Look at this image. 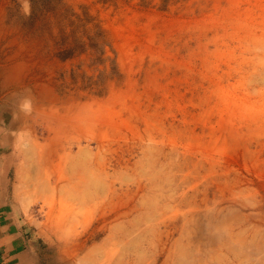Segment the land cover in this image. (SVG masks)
Here are the masks:
<instances>
[{"label":"rangeland","instance_id":"rangeland-1","mask_svg":"<svg viewBox=\"0 0 264 264\" xmlns=\"http://www.w3.org/2000/svg\"><path fill=\"white\" fill-rule=\"evenodd\" d=\"M262 3L0 0V184L40 264H264Z\"/></svg>","mask_w":264,"mask_h":264},{"label":"crops","instance_id":"crops-1","mask_svg":"<svg viewBox=\"0 0 264 264\" xmlns=\"http://www.w3.org/2000/svg\"><path fill=\"white\" fill-rule=\"evenodd\" d=\"M0 184V264H40L34 249L35 231L7 200Z\"/></svg>","mask_w":264,"mask_h":264},{"label":"bare ground","instance_id":"bare-ground-1","mask_svg":"<svg viewBox=\"0 0 264 264\" xmlns=\"http://www.w3.org/2000/svg\"><path fill=\"white\" fill-rule=\"evenodd\" d=\"M263 4V3H262ZM235 6V5H234ZM262 6V5H261ZM259 7V6H258ZM261 8V7H260ZM264 12V4H263V6H262V13ZM253 14V13H252ZM248 15V14H247ZM254 15V14H253ZM257 15V14H256ZM238 16V15H237ZM236 16V17H237ZM246 16V15H245ZM255 16V15H254ZM263 17V16H262ZM236 21V20H235ZM241 21H243V20H241ZM245 21V20H244ZM249 21V20H248ZM258 21V20H257ZM233 22H234V20H233ZM237 23H238V21H236ZM250 22V21H249ZM210 23V22H209ZM235 23V22H234ZM246 23H248V22H246ZM252 23V22H251ZM257 24H258V22H256ZM260 23V22H259ZM250 24V23H249ZM254 24V23H253ZM261 25V24H260ZM228 27V26H227ZM238 27H239V25H238ZM237 28V27H236ZM245 32V31H244ZM243 32V33H244ZM261 34H263V31L261 32ZM249 35V34H248ZM263 36H264V34H263ZM239 39V38H238ZM237 39V40H238ZM253 41L251 42V43H246L245 42V48L244 47H242V48H244V50H247V51H249V52H251V53H253V55H261V58H262V60L260 61V64H261V66L260 67H264V38H251ZM240 42V41H239ZM242 56H243V53H242ZM244 57V56H243ZM241 58V57H240ZM242 59V58H241ZM243 60V59H242ZM251 61L253 60V59H250ZM258 60V59H257ZM245 61V60H244ZM241 62V61H240ZM247 62V61H246ZM254 62V61H253ZM259 62V61H258ZM257 68V67H256ZM253 71H256L255 69L253 70ZM264 71V70H263ZM249 73V72H248ZM252 73V72H251ZM254 75H255V72H254ZM253 75V76H254ZM257 75V74H256ZM264 75V74H263ZM258 110V109H257ZM244 115H246V118H247V120L248 121H251L252 123L253 122H255L257 119H260L261 117H260V114H259V112H249V114L248 113H246V114H244ZM244 115H242V116H244ZM222 124V123H221ZM212 130V129H211ZM229 132H230V130H229ZM226 135H228L227 133H226ZM234 135V134H233ZM229 136V135H228ZM235 137H237V136H235ZM116 162V161H115ZM117 164V163H116ZM140 190H141V188H140ZM239 215V214H238ZM243 216V215H242ZM229 230V229H228ZM246 261V260H245ZM208 262V261H207ZM193 263V262H192Z\"/></svg>","mask_w":264,"mask_h":264}]
</instances>
